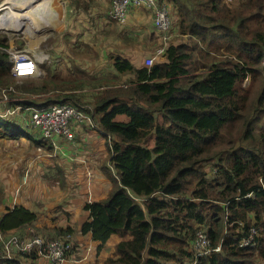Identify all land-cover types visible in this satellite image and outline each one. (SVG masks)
<instances>
[{"label":"trees","instance_id":"trees-1","mask_svg":"<svg viewBox=\"0 0 264 264\" xmlns=\"http://www.w3.org/2000/svg\"><path fill=\"white\" fill-rule=\"evenodd\" d=\"M162 1L176 10L175 39H188L170 43L164 61L137 68L117 55L113 67L131 78L125 85H101L91 108L78 103L71 82L58 88L45 66V76L28 80L14 97L44 106L70 102L90 113L101 135L114 138L106 141L102 166L110 189L85 202L88 219L79 229L90 233L97 252L111 235L119 237L102 264H264V0ZM72 4L87 9L84 0ZM61 11L53 9L44 25L58 21ZM3 48L8 43L0 39V85L10 86L12 62ZM51 86L57 93L43 97ZM17 125L0 118V138L42 145ZM213 159L217 175L207 179L204 165ZM247 193L252 197L243 198ZM37 219L17 204L0 217V233H20ZM251 223L257 246L238 247ZM197 225L220 249L195 261L189 249ZM36 230L52 239L76 233L70 225ZM0 264L38 263L31 256Z\"/></svg>","mask_w":264,"mask_h":264},{"label":"rangeland","instance_id":"rangeland-1","mask_svg":"<svg viewBox=\"0 0 264 264\" xmlns=\"http://www.w3.org/2000/svg\"><path fill=\"white\" fill-rule=\"evenodd\" d=\"M88 1L90 5H97L94 9L96 13L93 16H91V10H83L81 8L82 5L74 7L72 4L73 0H55V6L54 0H51L45 5H35L31 8L38 15L37 22L30 25L32 26L31 29H20L17 32L0 28V39L6 40L8 49L26 50L32 53L35 52L37 55L40 53L45 55V59L37 63L39 76L14 77L15 80L11 86L14 87L17 93L27 85L28 80L39 81L42 79L45 76V69L43 68L45 66L55 75V83L60 84L58 88H68L67 84L59 82H71L72 85H75V91L77 92L75 94L79 97L78 103L91 108V105L87 104L91 103L92 98L99 91L101 85H125L131 78L130 74L118 73L115 70L113 67L114 57L119 55L135 66H145L146 59L154 55L153 44L155 42L149 45L151 49H143V55L139 53V49L142 48L140 43L144 42V37H140L138 32L141 30V22L139 20L135 18L131 19L128 24L119 25L106 16L110 0ZM4 2V0H0V16L6 10L3 5ZM227 2L231 3V5L235 4V0H227ZM168 5L173 21L170 29V32H173V36L169 39L167 45L174 41L176 43L188 42L186 37L175 39L179 35L175 28L176 10L170 4ZM56 6H61L62 8L60 19L55 23L50 21L51 23L48 22L44 25L51 11L57 8ZM147 10L152 12L151 9L147 8ZM96 16H98L97 21L102 24L99 22L95 24ZM6 18L8 19L9 17ZM136 59L141 61H136ZM82 79L83 82L80 83ZM248 81L249 79H245L243 85H247ZM54 88V86H51L48 93L42 94V96L53 98L57 93L54 92ZM24 95L26 96V94ZM36 97L39 96H32V98ZM122 118L124 119V117ZM18 127L27 133L26 127ZM103 139H105L103 140L104 143L106 141L113 143L114 141V138L106 139L103 137ZM85 140L89 141V137L86 138L85 136L84 141L79 137V153L71 156L76 158L80 155L85 156L87 155L86 152L89 151L88 155L92 156L100 166L105 159L100 162L99 160L102 157H106L108 153L107 146L106 148L104 146V150L91 147L90 142L85 143ZM41 141L42 145L38 146L32 141L20 137L11 140L0 138V206H2L3 210L6 209L1 201L5 198L4 189H11L19 184L21 180H24L26 188L21 190L25 192L29 188V195L27 192L24 193L25 202L38 215L35 227L40 229L44 225L49 227L70 225L76 229L73 237L75 236L74 239L78 242L76 236L81 234L79 229L82 222L86 219L82 204L91 200L92 197L103 195V192L95 190L94 193L90 191L85 193L89 189V186L85 183V192L80 197L75 192V189L77 187L82 188V183H76V173L74 176L70 172L71 169H74L75 160L70 158L67 160L66 157L62 158L59 148L54 146L52 142ZM153 144L154 136L152 135L147 139L146 145L151 147ZM64 161H68L67 165L70 167H68L65 177H62L61 166L64 165ZM92 163L95 166L97 165L95 161ZM215 163H217V159L206 162L204 165L207 179H212L217 175L218 170L215 167ZM106 165L109 166V163L106 162ZM92 176L91 182L98 181L94 179L93 173ZM84 196L86 197L84 198ZM2 212L0 211V214ZM118 238L116 234L111 235L101 250L102 254L96 251L97 257L101 254L103 259L111 255ZM85 252H87L86 249ZM79 254L85 255L86 253Z\"/></svg>","mask_w":264,"mask_h":264},{"label":"built area","instance_id":"built-area-1","mask_svg":"<svg viewBox=\"0 0 264 264\" xmlns=\"http://www.w3.org/2000/svg\"><path fill=\"white\" fill-rule=\"evenodd\" d=\"M169 3L158 0H110L106 16L119 25H125L128 20V11L134 7H144L152 10V22L154 29L158 32L159 44L152 57L146 59V65L152 66L155 61L163 60L169 39L173 33L170 32L172 19L169 13ZM9 55L12 62L11 75L15 78L25 76H39L37 63L45 59V55L35 54L26 50H12L3 48ZM33 64L31 73L25 75L21 67L25 64ZM17 92L13 86L0 85V118L4 120L21 123L27 128V133L34 140H45L54 143L55 137H63L71 142L75 137V129L87 126L89 129H96L97 126L92 120L89 112L72 105L70 102L50 103L46 106L37 103L25 104L19 102V98L14 95ZM112 138V137H109ZM54 145V144H53ZM55 146V145H54ZM87 176L90 172L87 171ZM252 197L247 193L243 198ZM226 232V231H224ZM243 235L237 238L238 247H256L258 243V231L254 223L246 230H242ZM13 232L4 236L0 233V259H20L29 261L31 256H36L38 264H75L80 260H85L87 254L77 258L73 256L76 247L71 238L52 239L36 230L35 226L27 227L26 231ZM219 245L212 248V241L207 229L201 225L195 226L194 235L189 251L196 261L199 257L209 256L213 250H219Z\"/></svg>","mask_w":264,"mask_h":264},{"label":"crops","instance_id":"crops-1","mask_svg":"<svg viewBox=\"0 0 264 264\" xmlns=\"http://www.w3.org/2000/svg\"><path fill=\"white\" fill-rule=\"evenodd\" d=\"M84 2L87 4V10L88 11L91 10V12H92L91 16H93V14L96 13V11H94V9L97 7V5H90V2L88 0H84ZM151 13L152 12L148 11L144 7H141V8L140 7H134V8H130L128 11V20H127L126 24H128L131 19H135V18L141 22V24H140L141 30L138 31L140 34V37H144V42L140 43V45L142 44V46H140L142 48L139 49V53H141V55H143V49H145V50L151 49L149 45L153 44V42H155V44H153V49L155 50L156 45L159 42V38H158L159 34L154 29L153 22H152L153 18H152ZM97 18H98V16L95 17V20H96L95 24H96V22H99V21H97ZM100 24H102V23H100ZM156 39H157V42H156ZM136 61H141V60L136 59ZM161 61H164V59ZM161 61H157V62H161ZM135 67L138 68L141 66H135ZM18 126H23V125L18 123ZM85 136H86V138L89 137V141L85 140V143L90 142L91 147H97V148H100L103 150H104V146L106 148V143H104V141H103V140H105V139H103L104 136L101 135L97 129L92 130V129H89L87 126L78 127L77 129H75V137H74L73 141L69 142L65 138L58 136V137L54 138V143H52V144H54L57 148H59V151L61 152L62 158L66 157L67 160L69 158L71 160H75V164L73 165L74 169H71L70 172L74 176L76 173V177H77V180H75L76 183H78V184L82 183L81 184L82 188L77 187L75 189V192L78 195H80V197H81V194H84V192H85L84 184L86 183V185L89 186V189L85 193H88L89 191L91 193H94L95 190L97 192H99V191L103 192V195H97L95 197H92L91 200L102 199L106 196V194L108 193V191L110 189V182L102 170V166L105 162L104 159H106V157H104V158L102 157L101 160H99V162L104 160V162L99 166L98 165L99 163L97 164V161L94 160V158L92 156L88 155L89 151L86 152L87 155H85V156L80 155L77 158L71 156V155H76L77 153H79L78 150H79L80 141H78V139L80 137V139H82L84 141ZM20 138L29 140V138H24V137H20ZM7 140H11V139H7ZM48 142L51 143V141H48ZM93 161L96 162V164H97L96 166L93 165V163H92ZM63 164H64L63 166L60 165L62 168L61 175H62V177H65L66 173L68 172V167H70V166L67 165L68 161H64ZM90 168H91V170H90ZM87 171L90 172V176H87ZM92 173L94 175V179L98 180L99 182L98 181L91 182L92 177H93ZM99 174H101V175H99ZM96 175H99V176L95 177ZM99 183H101V184L99 185ZM101 187H102V189H100ZM22 188H26L24 180H21V182L19 184L13 186L11 189L10 188L4 189V192H5L4 197L5 198L1 200L4 208H6V209L13 208L17 204H20V205H23L24 207L30 208L29 206H27V204L25 202L26 197L24 195L25 192H27V194L29 195V192H28L29 188H27L25 192H23V190H21ZM85 197L86 196H84V198ZM91 200H89V201H91ZM84 204L85 203H83L82 206H84ZM6 209L3 210L2 206H0V211H3L2 214H0V217L6 212ZM82 209H83V207H82ZM84 212L86 213V219L85 220H87L88 219V212L87 211H84ZM34 226H36V225H34ZM66 226H68V225H66ZM66 226H62V227H66ZM26 229L21 231L22 232L21 234H23V232H25ZM70 238L76 246L75 247L76 252H75V250L73 252V256L75 258L82 255L79 253H83V254L86 253L87 254V258L85 260H80L79 262H77L75 264H102L103 261L105 260V258L107 257L106 256L105 258L102 259L101 250L99 251V253H101V254H99V257H97V255H96L97 242H94L91 240L90 233H87L84 235L79 234L78 236H76V238H78V242L75 241V239H74L75 236L74 237L70 236ZM118 240H119V238H118ZM85 249L87 252H85Z\"/></svg>","mask_w":264,"mask_h":264},{"label":"bare ground","instance_id":"bare-ground-1","mask_svg":"<svg viewBox=\"0 0 264 264\" xmlns=\"http://www.w3.org/2000/svg\"><path fill=\"white\" fill-rule=\"evenodd\" d=\"M4 1L5 2L3 3V5L7 10V12L5 10V12L0 16V28L4 30H13L18 32V30L20 29L22 30L31 29L32 26L30 25L37 22L38 15L34 9H31L33 6L43 5V4L45 5L51 0H39V1L4 0ZM54 6H55V0H54ZM24 13L26 14L23 15ZM26 16H28V18H26ZM6 17L9 18L7 19ZM30 31L32 32V30ZM21 67H23V69H26L25 71H23L25 75H28L29 73H31V71H33L30 70V68L33 67V64L31 63L22 65Z\"/></svg>","mask_w":264,"mask_h":264},{"label":"flooded vegetation","instance_id":"flooded-vegetation-1","mask_svg":"<svg viewBox=\"0 0 264 264\" xmlns=\"http://www.w3.org/2000/svg\"><path fill=\"white\" fill-rule=\"evenodd\" d=\"M56 5V4H55Z\"/></svg>","mask_w":264,"mask_h":264}]
</instances>
